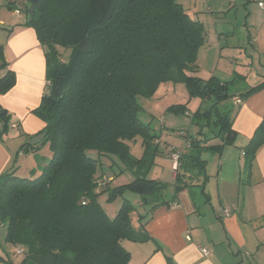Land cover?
I'll return each mask as SVG.
<instances>
[{
	"label": "trees",
	"instance_id": "16d2710c",
	"mask_svg": "<svg viewBox=\"0 0 264 264\" xmlns=\"http://www.w3.org/2000/svg\"><path fill=\"white\" fill-rule=\"evenodd\" d=\"M18 2L27 17L23 27L34 29L44 48L49 86L32 112L45 122L42 133L47 136L36 146L23 145L21 151L37 153L49 145L52 156L37 177H19L16 168L0 176V226L6 228V242L25 247V261L35 264H131L123 243L153 241L147 232L153 213L170 208L184 190L199 184L203 189L209 178L203 154H220L235 144L238 133L231 114L223 113L220 104L235 98L231 87L238 78L223 82L213 76L205 81L192 75L207 34L204 25L177 0ZM6 7L15 10L10 0ZM58 47L73 50L67 62ZM3 48L0 70L6 73L0 78V95L16 85V74L7 69ZM59 81L63 93L56 96ZM168 83L184 84L191 99L198 98L209 107H200L193 117L199 121L197 137L181 133L186 139L183 147L189 142L190 148L175 171L174 196L165 201L167 184L148 177L158 166L161 151L152 121L140 118L143 107L138 99L153 98ZM263 89L264 81L239 98L244 101ZM187 108L177 105L169 110L185 114ZM9 118L0 106V139L11 127ZM212 127L218 132L208 137L205 129ZM212 140L220 143L209 145ZM135 141L142 142L140 158L131 153L130 144ZM263 145L264 117L244 148L247 175ZM180 148H172L171 157ZM195 171L203 174V182ZM107 172L113 176L111 181ZM126 173L133 180L113 188V180ZM127 192L136 194L148 211L139 212L125 198L118 212L109 215L100 198L107 194L110 204ZM134 215L139 226L134 224ZM167 262L177 264L171 257Z\"/></svg>",
	"mask_w": 264,
	"mask_h": 264
},
{
	"label": "crops",
	"instance_id": "0c3cea01",
	"mask_svg": "<svg viewBox=\"0 0 264 264\" xmlns=\"http://www.w3.org/2000/svg\"><path fill=\"white\" fill-rule=\"evenodd\" d=\"M177 1L191 17L204 25L205 30L206 24L202 20L204 17L202 11L215 14L214 9L219 5L222 19L219 20L226 22L230 29L217 30L216 37L213 38L207 36L205 49L217 51V67L228 71L226 73L222 70L223 75L232 77L234 73L232 68L237 63H234V60L237 59L234 56L231 57L232 59L229 57L230 65L223 64L225 62L223 57L226 58L225 54L228 52L226 48L233 47L242 51L244 46L249 47V51L240 52L238 55L247 54L245 62L257 67L256 74L261 79V82L254 84L249 90L264 81L262 60L264 50L258 48L260 34L252 26L251 15L248 14L242 21L236 19L237 0ZM255 1L247 0L244 7ZM234 12L235 17L230 18ZM16 27L17 29L11 27V34L8 36L6 45L3 46L7 69L16 74V85L6 94L0 95V106L8 112L11 126L8 133L0 139V176L16 168V175L19 177L27 178L28 175L33 174L37 177L49 160L47 158L52 156L51 151L50 155L41 158L37 153L24 154L21 147L31 143L32 138L42 133L46 127L45 122L32 113L40 106L43 95L49 92L46 81L45 51L34 29L23 27V24ZM211 41L214 48L211 47ZM1 43L4 44L2 41ZM254 54L257 56L254 57ZM200 57L199 53L197 70L192 75L205 81L213 76L223 82L231 81L215 74L202 76ZM5 73V70H0V78ZM235 84L236 82L231 89ZM245 90L249 91L247 87ZM242 92H238L240 94L237 96L233 94L234 109L223 112L231 114L233 129L238 133L235 144L226 146L220 154L210 152L203 154V158L208 162L206 174L209 177L203 189L199 184L197 188L184 190L178 194L176 202L170 208L162 207L153 213L147 225V232L153 241L143 244L146 251H137L136 243L129 241L127 244L123 243L129 253L135 246L131 253V264H167L164 259L167 257H171L177 264H264V145L257 153L250 175L246 174L244 168V148L264 117V89L239 104L237 101L241 100L239 96L243 94ZM204 105L207 104L202 103L200 107ZM12 125H16L17 128H12ZM168 134L166 127L163 126L164 137L166 138ZM156 142L160 146L161 154L158 157V166L151 170L148 177L169 186L168 177H171L172 182L176 179L171 163V149L183 147L184 143L179 145L162 142L160 137ZM219 143V140H212L209 145ZM138 144L142 147L141 141ZM48 146L43 147L42 151L44 152ZM142 153L143 147L139 150L137 157L140 158ZM27 155L32 156L27 159ZM23 157L24 159L20 160ZM35 166L37 170L33 168L29 173L20 171L23 167L31 169ZM194 174L201 176L200 179L203 182V174H198V171ZM126 176L128 182L125 180L123 185L133 180L131 176ZM174 193L175 190L171 192V195L167 194L164 200L170 201ZM139 204V212L148 211V209L144 210L140 202ZM226 210L231 211L228 217L225 216ZM3 228L5 227L0 226V232ZM2 240L5 246L10 245L6 242V231ZM152 244L157 247L152 248ZM16 249L17 246L7 251L0 242V264L33 263L30 260L25 261L26 254L18 255ZM202 249L208 251V254H203Z\"/></svg>",
	"mask_w": 264,
	"mask_h": 264
},
{
	"label": "rangeland",
	"instance_id": "374dc122",
	"mask_svg": "<svg viewBox=\"0 0 264 264\" xmlns=\"http://www.w3.org/2000/svg\"><path fill=\"white\" fill-rule=\"evenodd\" d=\"M210 1L214 2V0H210ZM254 3H250L247 7H244V5L247 4V0H237L235 3L237 7V9L235 10L237 14L236 19L238 21L239 20L242 21L248 16V14L251 15L252 22H253L252 26H254L256 28V31L260 34L258 48H260L261 50H264V9L260 8L256 1ZM6 4H8V0H0V6H1L0 8V42L1 41L4 42V44L1 43L0 46L6 45L8 36L11 34L10 32L12 30L11 28L12 26L15 27V29H17L16 27L17 25L19 26L22 24L24 25V23L27 20V17L24 13L21 14L20 16H17L14 11H11L6 7ZM211 4H214V3H211ZM254 6L256 8H254ZM214 10L216 12L215 14L214 13L207 14L205 11H202V15H204L202 20H204L206 24V31H207L208 38L210 37L213 38L216 35L217 30L227 31L228 29H230V27L228 26V24H226V22L219 20L221 19L220 17L221 11H220L219 5H217ZM233 17H235V12L234 14L230 16V18H233ZM214 19H218V20L215 21ZM245 33H246V30H245ZM226 40H228V38H226ZM211 47L214 48L213 41H211ZM57 49L60 52L63 60L67 62L70 59L73 50L67 49V48H61V47H58ZM247 50L248 51L250 50L249 47L247 46H244L242 51L239 49H234L233 47L226 48V51L228 52L225 54L226 58L223 57V60L225 61L223 64L227 63L230 65L228 61L229 57L230 59H232L231 57L234 56V58L237 59L236 61L234 60V63L237 62L234 68L231 67L232 71H234L233 76L226 77L225 75H223L222 70L226 73L228 71H226L225 69H222L221 67L219 68L217 67V62H218L217 51L216 50L209 51L207 50V48L205 49V47H203L200 51V55H201L200 72L202 76L207 77V75L209 74H212V75L215 74V75L221 76L227 81L233 80L235 77H237L238 79L236 81V84L231 89L232 95L234 94L237 96V94H240L238 93L240 91L241 92L243 91L242 93H245L246 87L249 90V88L252 87L254 84H258V82H261V79H259V77L256 74L257 67L250 66L248 62H245L246 58L248 57L247 54H245L244 56L238 55L240 52L245 53ZM248 54L251 55V53H248ZM256 56L257 55L254 54V57ZM262 60L264 62V56L262 57ZM262 68H263V65H262ZM241 77H243L244 79ZM138 101L143 107V111L140 113V118L146 123L147 122L149 123L150 121H152V127L155 128L156 135L160 137L162 142L179 144V145L183 144L185 138L181 135V132H184L190 137H197L198 129H199L197 122L199 121L197 119L193 121V117L196 114L197 110L200 109L202 101L198 98L191 99L187 91V88L184 84H181V83L180 84H172V83L163 84L159 87L158 91L154 95V98L147 99V98L140 97ZM177 105H184V106L187 105L188 106L187 112L183 114V113L171 112L169 110L171 107L177 106ZM203 107L207 109L209 106L204 105ZM233 109H234V98L220 104V110L222 112H228L229 110H233ZM163 126L166 127V131H168L169 133L166 138L163 135ZM217 132L218 130L214 127L205 129V133L208 137H213ZM138 143L135 141L130 144L131 153L136 158L139 154V150L142 149V147ZM43 147L45 146H42V148L37 152V154H39L41 158H44V156L50 155L49 146L45 148L44 152L42 151ZM89 154L93 157H97V153L95 151H91L89 152ZM32 155H34V153H32ZM32 155H27V159H30ZM50 157L51 156H49L47 159H50ZM23 159L24 157L20 158V160H23ZM104 160L106 159H103V161ZM36 167L37 166L32 167L31 169L23 167V169H21L20 171L21 173H23L22 171H28L29 173L31 172L33 168L37 170ZM103 168L105 169V171L111 170L110 168H107V167H103ZM154 169L156 168L154 167ZM101 170H102V167H99V172H101ZM106 174H107V177L110 178L109 181H111L112 180L111 178H113V176L108 172ZM126 175H129L133 178L131 173H126L123 176H119L116 178V181L114 179V181L111 183L113 188L121 186L122 183H124V181L126 180V177H127ZM28 177H30V175H28ZM125 182H128V181L126 180ZM167 183L169 186H167V189L163 193L164 199L167 196V194L171 195V192L174 191L176 188L175 181L172 182V179L170 176L167 179ZM102 188H104L103 185L101 186V189ZM107 197L108 195L104 194L100 198V203L102 204L103 208L108 212V214L111 216H114L118 212L125 198L130 200L133 206H135L138 209V211L140 209V204H139L140 198L134 193L127 192L123 197L117 198L114 202L110 204L107 203ZM143 212L144 211H142V213ZM137 218H138L137 215L133 216L134 224H137ZM5 231H6V228H3L2 231L0 232V242H2V247L7 248V251H8V249L11 250L16 246L12 244L5 246L4 240H2ZM124 243L127 244L128 242H124ZM136 246H137L136 249H138L137 251H143V250L146 251V248L143 244H138ZM134 247L130 249V254L134 251L135 249ZM151 247L155 248L157 246L155 244H152ZM23 248H24V251H26V248L25 247ZM164 259L167 262V258H164Z\"/></svg>",
	"mask_w": 264,
	"mask_h": 264
},
{
	"label": "built area",
	"instance_id": "2783aa9c",
	"mask_svg": "<svg viewBox=\"0 0 264 264\" xmlns=\"http://www.w3.org/2000/svg\"><path fill=\"white\" fill-rule=\"evenodd\" d=\"M13 2L14 4V12L17 16H20L22 14V10H23V6L18 2L19 0H10ZM257 3H258V6L262 9H264V0H256ZM237 103H241V100H238ZM12 128L16 129L17 126L16 125H12ZM183 136V135H182ZM190 148V143L187 142L185 147H181L178 152L174 153L171 157V162H172V167H173V171L175 172L177 169H178V166H179V161H180V158L181 156L186 152L187 149ZM231 214V211L230 210H226L225 211V216H229ZM189 239V238H188ZM203 252V254L207 255L208 254V251H206L205 249H202L201 250ZM16 253L18 255H22L23 254V250L21 247H17V250H16Z\"/></svg>",
	"mask_w": 264,
	"mask_h": 264
},
{
	"label": "water",
	"instance_id": "95a60500",
	"mask_svg": "<svg viewBox=\"0 0 264 264\" xmlns=\"http://www.w3.org/2000/svg\"><path fill=\"white\" fill-rule=\"evenodd\" d=\"M37 1L38 0H33V2H37ZM34 11H35V6H32L31 9H30V13L32 14V13H34ZM54 93H55L56 96H61L62 95V93H63V83H62V81H59L58 83H56ZM46 136H47L46 132L42 133L41 135L36 136L35 138H33L31 140V144L33 146H36V145L40 144L46 138Z\"/></svg>",
	"mask_w": 264,
	"mask_h": 264
}]
</instances>
